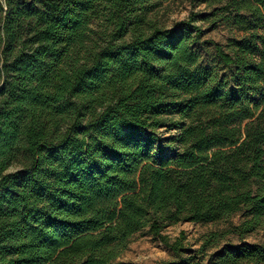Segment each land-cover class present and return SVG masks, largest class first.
I'll return each mask as SVG.
<instances>
[{
    "label": "trees",
    "instance_id": "obj_1",
    "mask_svg": "<svg viewBox=\"0 0 264 264\" xmlns=\"http://www.w3.org/2000/svg\"><path fill=\"white\" fill-rule=\"evenodd\" d=\"M164 1L0 0V264H131L145 227L178 256L162 264H189L166 226L264 230V0L170 27ZM198 20L241 35L206 41ZM209 264H264V244Z\"/></svg>",
    "mask_w": 264,
    "mask_h": 264
},
{
    "label": "rangeland",
    "instance_id": "obj_2",
    "mask_svg": "<svg viewBox=\"0 0 264 264\" xmlns=\"http://www.w3.org/2000/svg\"><path fill=\"white\" fill-rule=\"evenodd\" d=\"M222 2L212 0H167L162 3L158 10L151 14L160 26L170 27L175 22L185 19L189 13H208L213 8L221 5ZM197 24L204 29L203 39L218 43H225L233 36H240L241 33L226 24L213 26L205 20H198ZM96 34H92V39H97ZM201 53L204 61H213V49L210 43L202 46ZM172 130L171 132H173ZM161 129L162 136H168L169 133ZM20 168L19 164H13L9 171ZM242 220L241 212L216 222L194 223L179 222L166 226L163 233L168 235L171 241H174L181 232L184 233V249L181 256L187 258L189 264H209L212 254L221 248L225 243H260L264 244V230L256 229L244 236L238 235L233 229ZM217 233V241L212 245L202 248L201 245L209 233ZM178 256L162 241L155 238L145 227L135 234L129 240L126 249L117 258V261L129 262L131 264H162L165 261H177Z\"/></svg>",
    "mask_w": 264,
    "mask_h": 264
}]
</instances>
